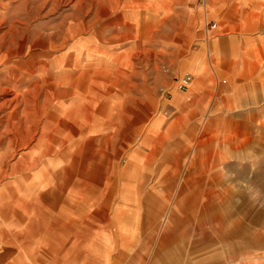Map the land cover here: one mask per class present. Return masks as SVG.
<instances>
[{
  "label": "rangeland",
  "instance_id": "374dc122",
  "mask_svg": "<svg viewBox=\"0 0 264 264\" xmlns=\"http://www.w3.org/2000/svg\"><path fill=\"white\" fill-rule=\"evenodd\" d=\"M244 1L251 0H0V136L9 133L7 122L16 107V115L28 125H32L33 118L43 120L41 133L44 122L59 104L73 105L80 119L91 117L85 131L96 136L94 146L107 153L103 162L106 179L111 178L114 148L124 154L118 155L120 171L129 162L133 165L132 184L116 186V179L104 181L106 218L112 221L119 214L120 219L115 221V227L104 228L106 238L97 248L105 249L109 258L99 264H132L133 254L138 253L132 247L140 241L142 232L163 221L168 213H182L186 209L177 217L181 224L187 219L186 212L192 215L187 226L181 227L189 231L186 260L202 258L204 264H264V102L253 106L251 116L245 119L227 115L230 107L219 100V106L213 107L211 121L206 118L207 106L201 105L199 109L205 118L196 123L199 145L190 151L180 138L186 130L185 122L176 127V133L169 131L173 124L185 119L181 113L176 116L171 101L182 77L193 76L184 56H192L197 48L196 31L191 27L187 48H181L185 42H181L179 17L173 9L187 5L203 11L218 2L232 5ZM237 8L232 12L239 15L241 10ZM82 68L89 69L87 85L83 79L76 82ZM74 83L79 95H89L86 101L74 97L73 91L64 90ZM52 85H56L52 88L55 101L52 89L48 90ZM84 86L89 90H83ZM64 91L71 96L57 100V94ZM89 109L93 111L91 115L85 114L84 110ZM60 115L69 121L65 113ZM70 123L78 124L73 120ZM7 134L0 137L2 153L10 141ZM111 134L122 137L107 142ZM7 157L8 183L27 184L26 175L40 170L39 165L29 172H17L14 165L19 158ZM89 170L96 171L91 164ZM185 180L202 182V187L198 185L200 201H186L187 187L182 185ZM126 186L133 188L134 196L130 190L127 193ZM88 188L90 191L85 189L82 200L92 205L91 212H99L96 201L102 195L92 196L97 188L93 183ZM80 189L71 184L63 193L66 201L62 202L60 212L49 213L52 217L46 221L50 227L35 229L39 238L48 239L49 258L40 257L43 240H39L38 247H31L35 246L38 233L28 230L31 239L20 240L21 233L18 238L0 239V264H84L86 257L79 258L78 252L90 245L87 232L72 231L67 224L54 226L68 212V195ZM40 192L41 188L27 197L31 203L29 213ZM132 196L133 200L126 202ZM199 205L203 212L196 209ZM22 216L18 212L14 219L5 222L0 218V229L10 235L15 230L22 232ZM68 239L69 244L65 243ZM74 239L80 242L74 244ZM195 241L198 246L199 242L203 244L198 250ZM32 251L39 254L38 259L31 255Z\"/></svg>",
  "mask_w": 264,
  "mask_h": 264
},
{
  "label": "crops",
  "instance_id": "0c3cea01",
  "mask_svg": "<svg viewBox=\"0 0 264 264\" xmlns=\"http://www.w3.org/2000/svg\"><path fill=\"white\" fill-rule=\"evenodd\" d=\"M237 7L241 10L239 15L232 12L235 8L238 9ZM210 8L202 11L200 8L196 10L187 5H180L173 9L179 17L180 39L181 42H185L181 48L184 51L188 45L189 27L196 31L195 53L192 56H184L186 66L193 74V82L184 92L174 88L175 93L171 101V108L177 112L176 116L181 113L182 116L185 115V119L180 120L176 125L173 124L175 121L173 116L174 121L171 122L173 125L169 129L170 134L176 133V127L179 125L182 127L184 122L186 123V130L180 138L188 151L191 147L199 145L197 134L199 126L196 123L205 118L199 109L201 105L207 106L206 118L211 121L214 119L213 107L219 106L217 105L219 100L230 107L227 115L231 113L233 116H244L245 119L251 116L253 106H260L264 102V0L244 1L232 5L218 2ZM210 18L212 21L209 20ZM213 23L218 25L216 30H211ZM88 74L89 69L82 68L76 82L79 83L83 79L86 84ZM73 86L75 83L66 90L74 91V97L81 101L85 97L89 98V95L83 92L79 95L78 90ZM83 90L88 91L89 87L84 86ZM55 110L53 111L57 115L58 106ZM91 113L88 112L90 115ZM84 118L91 120V117ZM156 125L154 126L157 127ZM183 184L187 187L184 192L186 201H200L198 185L202 187V182L190 183L185 180ZM201 206L196 209L203 212ZM170 208L172 209V206ZM185 211L182 213L184 214ZM174 212L165 215L163 221L153 223L147 232L141 228L143 231L141 239L132 247L134 251L136 248L138 251L137 254H133L132 264H204L202 258L197 261L192 258L186 260L185 249L188 248L186 244L189 231L185 227L189 223L187 219L192 216L191 212H186L187 219L181 221V224L177 217L182 213ZM182 226L185 227L181 228ZM155 231L158 232L157 235ZM199 246L203 244L199 242ZM199 246L195 241V250L200 249Z\"/></svg>",
  "mask_w": 264,
  "mask_h": 264
},
{
  "label": "bare ground",
  "instance_id": "6f19581e",
  "mask_svg": "<svg viewBox=\"0 0 264 264\" xmlns=\"http://www.w3.org/2000/svg\"><path fill=\"white\" fill-rule=\"evenodd\" d=\"M55 86L56 85H52V87L49 86L48 90H51L52 88L55 89ZM36 89L37 88H35V90ZM53 89L51 96L54 99L55 96L53 93ZM176 89L178 90V88ZM67 91L70 92V90ZM69 95L71 94L64 91L60 94V96L57 95V97L61 98ZM14 100L16 102V98ZM11 101L12 100H10V102ZM18 110L19 109L16 107L14 113H11V120L7 122L9 123V130L11 132L9 131L8 134L5 132V134L9 136L10 141H8L3 153V148L0 149V218L1 220H3V222H5L8 221L9 218L14 219L13 216L18 212L22 213V222L24 229L22 232L20 230L12 231L14 234L11 235L8 233V231L0 229V239L7 241L9 238H18L20 233L22 234L20 240L31 239V237H29L31 236L30 232H35V229H45L47 227L49 228L50 226H48L49 224L46 221H49V218L52 217V214L50 215L49 213L53 212L55 214H58L60 212V208L61 206H63L62 202H64L65 200L63 198V193L71 184L74 183L81 189L78 193H71L68 195L67 198L69 200V203L65 206V209L68 212H65V214L62 216L60 215V219H62L63 221L58 222L59 224L54 223V226L59 227L61 223L62 225L67 224V226L72 231L81 230V233H83V231H86V235L90 240V245L87 244L84 247H81L80 253L78 252V257H86L87 262L93 260L95 261L94 264L104 263L105 260L109 258V256L107 255L105 249L101 247V249L97 248V246L103 245V240L104 238H106L104 237V228L109 225L115 227L117 225L115 221L118 218L120 219L119 214L113 216L112 221H108V219L106 218L103 210L104 198L106 196V187L104 186V181L107 180V182H110L112 181V179H116V186H118L119 183H122V185H127L130 184L129 182H131L132 184V181L135 180L134 178H130L135 174V171L132 168L133 165L129 164V162L125 170L120 171L119 165L121 160L118 161V155L122 153L121 150L119 152L118 147L114 148L112 150L114 157L110 173L111 178L106 179V169L104 168L105 166L103 165V162L106 161L107 153L105 150H103V148H96L94 146L96 136H91L90 134H88L87 130L85 131L90 123V120H86L84 116L83 119H80L77 116L78 113L73 108V105L66 106L65 104H59L57 110L58 114H55L54 111L56 110L51 112L49 116L50 118L44 122L41 133L39 132V128L43 120H34L33 118V120H31V122H33L32 125H28V122L24 123V120H21L19 115H16L19 112ZM84 112L88 113L91 111L89 109L87 110V112L84 110ZM62 113H65L68 116V122L65 121V117H61L60 114ZM79 119L80 121H78ZM71 120L78 122V124L73 125L72 123H70ZM22 131H24V133ZM5 134H2L0 137ZM114 137H117L116 139L119 141L118 137H121V135L114 134L108 136L107 142L111 138L115 139ZM113 139L110 140V142L113 141ZM10 155L12 157L15 156L19 158V161L14 165L15 171L29 172L32 169H37V167L40 165L41 167L39 172L37 171L38 173L36 174L35 172H32V174L34 173L35 175H26L25 182H27V184L22 183L21 185H19L18 182H16L17 184L8 183L6 178L8 167L6 166L7 160H5V158L8 159L9 157L7 156ZM4 162L5 166L3 165ZM90 164L94 165L96 170L95 172H91L89 170ZM41 179L45 182L41 183ZM90 180L92 181L93 186L95 185L97 187L94 188L95 190L93 189V192L91 193L92 196L100 197L102 195L96 201V203L98 202L99 204L101 202L100 205H97V207L100 209L99 212H91L90 210L92 209V205H89L87 204V201L82 200L85 199V195L83 193L84 191H86L85 189L90 191V189L88 188L89 184H92ZM52 182H56L57 184L55 183L54 185V183ZM101 184H103V187ZM40 188L41 192L36 195L34 207L29 213L28 209L31 203L29 204V199L27 197L34 196V194H36V190L38 192ZM47 189H50L51 192L48 193V191H46ZM126 189L127 193H129L130 187H127ZM58 191L62 193L57 195L56 193H58ZM130 192V194L133 195V188L132 190H130ZM133 196L131 198H128L126 202H129V199L134 198ZM125 208L127 207L125 206ZM28 230L30 231L29 233H27ZM35 234H37L34 239L35 246L31 247H38L39 240H43V253L42 255H40V257L49 258V252L47 251H49L50 248L48 247L49 243L46 242L48 239L44 240L39 238V232H35ZM68 241L70 240L68 239L65 243L69 244ZM76 242L80 241L76 239L74 244ZM71 246L74 248L76 247V245L73 244ZM31 255L34 258L38 259L37 256H39V254H37L36 252L32 251ZM52 256L53 255H51V257ZM86 261L85 263H87ZM18 263L20 264V262Z\"/></svg>",
  "mask_w": 264,
  "mask_h": 264
},
{
  "label": "built area",
  "instance_id": "2783aa9c",
  "mask_svg": "<svg viewBox=\"0 0 264 264\" xmlns=\"http://www.w3.org/2000/svg\"><path fill=\"white\" fill-rule=\"evenodd\" d=\"M199 1H202V0H199ZM217 27H218V25L216 23H214L211 26V30H216ZM192 82H193V76L192 75H190V74L184 75L182 77V79L178 82L177 88L179 91H186L190 87Z\"/></svg>",
  "mask_w": 264,
  "mask_h": 264
}]
</instances>
